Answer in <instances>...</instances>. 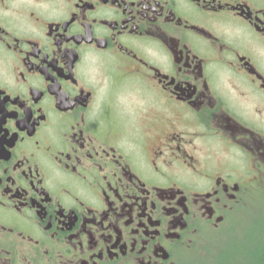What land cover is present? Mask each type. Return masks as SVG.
I'll return each mask as SVG.
<instances>
[{"label": "flooded vegetation", "instance_id": "1", "mask_svg": "<svg viewBox=\"0 0 264 264\" xmlns=\"http://www.w3.org/2000/svg\"><path fill=\"white\" fill-rule=\"evenodd\" d=\"M253 196L264 0H0V264H182Z\"/></svg>", "mask_w": 264, "mask_h": 264}, {"label": "rangeland", "instance_id": "2", "mask_svg": "<svg viewBox=\"0 0 264 264\" xmlns=\"http://www.w3.org/2000/svg\"><path fill=\"white\" fill-rule=\"evenodd\" d=\"M189 254L182 264H260L264 254V198L253 196L231 219L226 232Z\"/></svg>", "mask_w": 264, "mask_h": 264}, {"label": "trees", "instance_id": "3", "mask_svg": "<svg viewBox=\"0 0 264 264\" xmlns=\"http://www.w3.org/2000/svg\"><path fill=\"white\" fill-rule=\"evenodd\" d=\"M259 263H260V264H264V254H263L262 257L260 258Z\"/></svg>", "mask_w": 264, "mask_h": 264}]
</instances>
